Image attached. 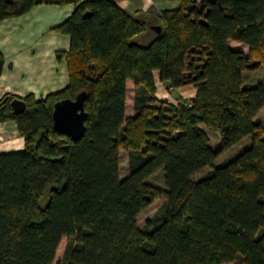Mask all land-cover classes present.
Here are the masks:
<instances>
[{
	"label": "trees",
	"instance_id": "1",
	"mask_svg": "<svg viewBox=\"0 0 264 264\" xmlns=\"http://www.w3.org/2000/svg\"><path fill=\"white\" fill-rule=\"evenodd\" d=\"M169 1L178 8L151 18L110 0H0V22L36 5L74 6L54 28L69 37L57 52L68 84L21 98L17 115L9 103L17 96L0 98V123L15 121L24 139L0 153V264H264V119L255 122L264 75L243 84L244 71L264 67V0ZM154 72L167 89L191 85L195 96L157 99ZM80 91L85 132L73 141L53 129L52 109ZM205 129L219 133L217 148ZM159 169L163 188L148 182ZM157 199L161 207L139 227ZM63 238L71 240L66 263L56 261Z\"/></svg>",
	"mask_w": 264,
	"mask_h": 264
},
{
	"label": "crops",
	"instance_id": "2",
	"mask_svg": "<svg viewBox=\"0 0 264 264\" xmlns=\"http://www.w3.org/2000/svg\"><path fill=\"white\" fill-rule=\"evenodd\" d=\"M110 1L132 13H149L151 18L179 6L178 2L169 0ZM73 8L71 4L36 5L19 17L0 22V53L3 56L0 98L5 94L19 98L31 94L35 99H42L68 84L66 60L58 58L57 52L68 50L69 37L54 28L71 14ZM154 78V96L159 100L176 104L196 94L191 85L170 89V93L161 91L165 84L158 80L157 72H154ZM23 146L24 139L18 134L16 122L0 123V153L20 150Z\"/></svg>",
	"mask_w": 264,
	"mask_h": 264
},
{
	"label": "rangeland",
	"instance_id": "3",
	"mask_svg": "<svg viewBox=\"0 0 264 264\" xmlns=\"http://www.w3.org/2000/svg\"><path fill=\"white\" fill-rule=\"evenodd\" d=\"M149 34H151V33H149ZM149 36L150 35H144L143 37L138 38L137 42L141 45H146L149 42V40H148ZM230 44L234 49L241 50L244 53H248V49L246 46L241 45V44H237V43H230ZM263 75H264V67L263 66L256 69V70L244 71L243 72V84H244V86L249 87V86L255 85L256 83L261 81ZM127 90H128V97H129L128 108H131L132 99H133V85L131 83H128V89ZM161 91L169 92V89L164 87L163 90H161ZM263 119H264V107L260 110V112L256 116L255 122L259 123ZM205 132L207 133V135L210 139V146L212 148H217L220 144V141H221L219 133L216 131L208 130V129H205ZM248 142H250L249 137L242 139V141H240L236 145L230 147L228 150L223 152L214 164H218V163L222 162L223 160L231 157L235 153L239 152L241 147L243 145L247 144ZM209 169L210 168H204L202 171H200L199 173H197L194 176V179H197V178L203 176L205 173H207L209 171ZM119 173H120L121 178L125 177L129 173L128 154L126 151H123V150L120 151ZM163 174H164L163 169H159L156 173L152 174L148 178V182L151 183L152 185L156 186V187L163 188L164 187ZM161 205H162L161 199H157V200L153 201L147 207V209L144 210L138 216V218H137L138 226L143 227L145 225V222L149 218H151L159 210ZM70 242H71L70 239H67V238L62 239V241H61V243L57 249L56 261H60L61 263L62 262L66 263L68 261Z\"/></svg>",
	"mask_w": 264,
	"mask_h": 264
},
{
	"label": "water",
	"instance_id": "4",
	"mask_svg": "<svg viewBox=\"0 0 264 264\" xmlns=\"http://www.w3.org/2000/svg\"><path fill=\"white\" fill-rule=\"evenodd\" d=\"M151 29L160 34V26H151ZM87 93L78 92L74 99L64 98L56 101L52 109L53 129L61 134L69 136L73 141L81 139L85 132L86 112L84 102ZM9 96H5L2 102H6ZM12 113L17 115L26 109V103L21 98H12L10 100Z\"/></svg>",
	"mask_w": 264,
	"mask_h": 264
}]
</instances>
